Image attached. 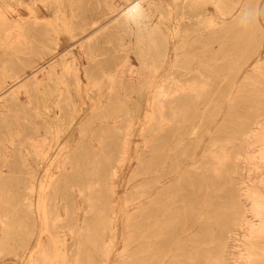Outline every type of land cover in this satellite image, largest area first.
<instances>
[{
  "label": "rangeland",
  "instance_id": "1",
  "mask_svg": "<svg viewBox=\"0 0 264 264\" xmlns=\"http://www.w3.org/2000/svg\"><path fill=\"white\" fill-rule=\"evenodd\" d=\"M113 2L119 9L112 10ZM238 10L239 6L233 13ZM216 11L214 0H0V63L17 59L10 54L13 47L9 49L8 46L22 40L28 27L32 50L17 54L20 60L36 61L34 71L40 84L29 92L20 88L17 99L10 98V91L16 90L28 79L26 74L32 73L33 69L25 67L22 81L8 80L0 89V171L5 176L3 197L7 200L5 211L0 207V245L11 244L0 253V264H35V257L41 250L44 251V264L72 263L81 236L71 231L72 221L51 218L62 212L65 203L70 210L76 209L77 214L83 211L88 202L86 192H74V196L70 180H79L71 177L72 173L77 175L84 171L102 183L100 195L106 198L102 206L114 213L112 229H103L105 224L101 226L107 245L106 263L101 262L103 253L100 252L94 264H137L138 260L139 264L210 261L208 256L216 243L211 238L227 225L230 193L239 185V177L251 183L253 180L264 188V168L258 179L255 173L247 176L244 170L223 173L226 176L221 177L208 172L207 180L201 185L197 175L201 169H193V162L201 157L205 148H217L221 142L232 141L230 133L241 125L245 130L247 117L253 112L248 100L239 96L245 91L237 90L245 72L258 66V78L264 82V0L258 1L250 20L249 33L253 35L250 43L243 42L237 47L233 44V33H223L224 47L234 52L224 72L198 70L212 68L201 65L209 57L204 56L202 48H195L201 44L202 37L211 36L213 29L206 30L203 25L213 16L215 18ZM246 33L243 31V40ZM210 47L216 51L221 45L215 41ZM162 51L165 56L160 54ZM176 52H180V65L174 64ZM97 63L116 67V75L131 85L140 83L141 87L128 90L116 112L82 129L81 124L89 113L107 102L110 95L109 82L102 74L90 85L84 73L85 68ZM205 77L217 86L214 100L209 104H197L188 112L185 121L164 123L157 128L161 113L153 100L156 88L165 85L168 93H174L178 86L192 92L194 87L202 85ZM105 124L128 126L126 152L113 140L103 156L90 153L93 147H101L96 134ZM262 127L252 139L256 141L254 145L260 150L258 156L261 158L264 156V125ZM153 129L162 132L158 140L146 137ZM212 135L216 136L217 144L210 146ZM146 138L151 140L149 153L142 154ZM237 141L239 139L233 142ZM86 143H90L86 145L89 155H79L74 162L75 169L64 171L58 167L69 150ZM92 157L96 159L90 160ZM30 172L34 174L35 187L28 191ZM57 178L67 185L49 187L48 184ZM112 182L117 201L110 199L106 192V185ZM243 186L246 188L244 183ZM142 188L148 190L145 195L128 200L130 193ZM55 192H59L58 197ZM245 192L242 207L247 208L248 221H256L252 241L263 248L264 205H255L258 208L248 211V206L254 203L247 201ZM159 193L163 196L155 201ZM44 195L49 197L47 201L42 200ZM254 211L261 214L252 217L256 214ZM5 212H8L7 218L3 216ZM127 221L131 231H127ZM7 229L13 232L4 240ZM237 233L239 246L232 254L228 253L231 255L229 264H235L234 261L264 264V255H261L264 250L259 252L261 257L256 256L250 262L247 252L240 250L245 238L240 227ZM131 234L132 239H129ZM144 237L152 240L153 247L159 245L160 250L138 258L136 253ZM126 242L128 245L124 246Z\"/></svg>",
  "mask_w": 264,
  "mask_h": 264
},
{
  "label": "bare ground",
  "instance_id": "2",
  "mask_svg": "<svg viewBox=\"0 0 264 264\" xmlns=\"http://www.w3.org/2000/svg\"><path fill=\"white\" fill-rule=\"evenodd\" d=\"M214 1H215V5H216V10H217L216 13L217 14L215 13L216 14L215 18L213 16L212 20H209V22H208L209 24L206 23L203 25V26H205L206 30H208L209 27H211V29H213L212 34H211V36H208V37H202L201 38L202 39L201 44L198 47H196V48L194 47V48L195 49L202 48V50L204 51L203 52L204 56L209 57V59L207 61L201 62V65H207L208 67L212 66V68H210V69H205L203 67H200L198 70L200 72H213L216 74H220V73L224 72L225 65H227V62L228 63L230 62L229 60L234 54L233 51L231 52L224 47V45L226 44V40L223 39V33L224 32L229 33V34L233 33V35L235 36V42L233 44L237 47L239 45H241L243 42L244 43H250L251 37L253 36L251 33H249V27L251 26L250 20L252 19L253 13L255 12V9L258 6L259 0H214ZM114 2L112 5L113 7H111L112 10L119 9V7L115 6ZM238 6H239L238 12L233 13L234 10ZM131 12H133V8H131ZM209 19H211V18H209ZM92 24H91V26L93 27ZM96 26H97V24H96ZM243 31L248 32V33H246L244 40L242 37ZM21 38H22V40L12 42L11 45L8 46L9 49L13 47V50H11L12 53H10V54L13 57L15 56L17 59L14 60L13 58H10L9 60L2 61L0 63V70L2 72V75L0 77V89L4 88L6 86V81H8V80L9 81L15 80L16 81L15 83H19L20 81H22V79L24 78V76L26 74L25 67H28L30 70H32V69L33 70H32V73L26 74L28 76V79H26L24 82H22L21 85L16 90L10 91L9 95H10L11 99H17L16 94L20 90V88L24 87L25 90L29 92V91H32L34 88L36 90L37 88H39L38 86L40 85V84H38V76L36 75V73L34 71L36 61L29 60V59H26V60L21 59L20 60V58H19L20 54H17V53L28 52V51L32 50L30 30L28 29V27L25 28L23 36H21ZM215 41L221 45V48L219 49L217 47L218 49L216 51L211 50V47H210L211 43L215 42ZM14 43H16L15 45H17L16 50H15V48H16L15 45H13ZM8 47H7V49H8ZM179 53L176 52V54H175V62H174L175 65L182 64V61L179 60L180 59ZM160 54L162 56H165L164 51L160 52ZM185 64H187V63H185ZM182 67L187 68V66H182ZM50 68L52 69V65L50 66ZM259 70H260L259 67L255 66L252 68L251 72H248V71H247L248 73L245 72L241 84L237 87V90H239L241 92H242V90L245 91L244 95L239 94V96L240 97L244 96L248 100L249 107L253 108L252 114H250V116L247 117L245 130L242 128V125H241L242 121H241L240 122L241 126L238 127L237 129L233 130L230 133L229 139H233L232 141L221 142L218 145L219 147H217V148H212V149L210 147L205 148L201 157L198 160L193 162V164H192L193 169H195V170L201 169V171L198 172V174H197L198 177L200 178L198 181L200 185L204 184L205 181L207 180L206 173H208V172L216 173L217 177L218 176L221 177L222 175L226 176V174H223V173H229V172L237 173V171L244 170L245 173L247 174V176L250 173H255L256 179L259 178L258 175H259V172L261 170H263L264 163H262V162L260 163L258 159L264 160V158H263L264 156L262 158H261V156H258V154H260V150L257 147H255V145H254L256 141L252 140L254 137H256L259 134V132H258L259 128L262 127V125H264V82H263V80L258 78L257 74H258ZM49 72H48V74H49ZM184 72H186V71H184ZM84 73L88 77L87 80L89 81L90 85H92L93 81H95L97 79L98 74H102L104 76V78L106 80H108V82H109L110 95L108 96L107 102H105L103 105L99 106L98 108L92 110L89 113L90 115L81 124L82 129L89 128L94 123L102 121L105 116H108V115L116 112L118 110V108L123 104L124 96H126L128 94L127 91L128 90L130 91L131 88H133V87L134 88L141 87L140 83L139 84L136 83V85H131L128 82L124 81V79H122V77L116 75V67H110V66L107 67V66H105V64L97 63V64L93 65L92 68H85ZM202 81H203L202 85H200L198 87L197 86L194 87V89H192L194 91H192V92H188V90H186L185 88L178 87V86L175 87L174 93H168L167 92V86H165V85H159L156 88V93L154 95L153 100H154L155 105H156L155 107L161 113L160 118L157 117V118H159L157 121L159 127L157 126V128H161L160 126H163L164 123L171 124L175 121L176 122L177 121H185L186 115L188 114V112L191 111V109H193L197 104H200V103L209 104L210 102H212L214 100L213 96L215 94V89H217L216 84L210 78H206V77L203 78ZM211 81L213 82V89H211V85H212ZM169 90H171V89L169 88ZM3 92H5V91H3ZM30 99H31V96H30ZM230 103L232 105V101ZM231 105L229 104V109H230ZM0 126H2V125H0ZM127 128H128V126L123 125V124H120V125L119 124H112V125L105 124L101 128V130H99V132H97V134H96V136L100 140L101 147L96 148V147H93V145H91L93 148L90 150V153L92 152L91 154H93L95 156H97L99 154H102V156H103L106 153L105 152L106 147L113 140L118 141L120 147L122 148V151L126 152L125 150H127V145H128L127 139H126V135L128 134L126 131ZM218 129H220V127ZM218 129H217V131H220ZM262 129H263V127H262ZM153 130H150L146 137H150V138H152V140L153 139L158 140V137H162V132L161 133L157 132L158 129L157 130L153 129ZM215 137H216L215 135L211 136L210 146L217 144ZM148 139L149 138H146V140L144 141V144L146 147H144L141 150L142 154L149 153V144L151 143V140H148ZM234 139H239V142L238 141L233 142ZM259 141H261V140H259ZM112 143H114V142H112ZM87 144H90V143L82 144L81 146H76L75 148L69 150L67 152V154L63 156V160L59 164L58 167L64 171H67V170L72 171L73 169H75L76 165H74V162H76V160L78 159V156L82 155L84 153H87L89 151V149L86 146ZM91 154H90V156H91ZM212 154H215L218 156L217 157L211 156ZM93 158L96 159L95 157H92L91 159L90 158L89 159L93 160ZM139 159H141V158H139ZM203 161H206V162H203ZM162 165H164L163 162H162ZM82 167H79V169ZM82 169H85V168L83 167ZM158 169H160V168L158 167ZM91 170H92V168H91ZM84 172L78 173L77 175H73V173L71 172L72 173L71 177L76 176L75 178H78L79 180H76V179L70 180L71 184H72V185L70 184V186L73 187V188L71 187L72 188L71 192L73 195H74V192H81V191L86 192V195L88 197L87 198L88 202L84 206L83 211L81 213L77 214L76 209L70 210V208L65 203L64 206L62 205V208L60 210L62 212L58 213L56 216H53L51 218L53 220L56 219L59 221H72V223L70 224L71 225V231L76 232V234H79L81 236L82 241L78 243V246H77L78 250H77L71 264H94L97 260V259H95V257L98 256V254L100 252L103 253L102 254L103 258L102 259L100 258L102 260L101 262L106 261V258H107V248L106 247H107V245H105V240H103V231H101L102 230L101 226H104L103 224H105L106 226L103 227V229L106 228V229L111 230L112 229L111 228L112 227L111 226V220L114 217V215H113L114 213L108 212V210L106 211L105 207L102 206V205H104L103 203H105V199H106L105 197L100 195L103 191L102 183L100 181L98 182V181L92 179L91 175H88L90 173L85 174ZM109 172H110V170H109ZM1 173H2V171H0V207H3V209L5 211L6 202H7L5 197H3V187H4L5 176L2 175ZM114 174H115V172H114ZM114 174L112 172L113 176H114ZM239 174H241V172H239ZM33 175H34L33 172H30V177H29V180L27 182L28 186L26 187V189L28 188V191L33 190L35 187V183L33 181ZM92 176H93V174H92ZM241 176H243V174H241ZM217 179H219V178H217ZM239 179H241L239 181V185L236 184L237 186L234 187V190H232L230 193L231 199L229 198L230 199L229 209L227 207L228 211L230 210L229 214L227 212V214L229 215V216H227L229 218L227 221V225L224 227V229L219 234H217L213 238H211L212 241L216 242V243L214 246L215 247L214 251L212 252L211 255L209 254V256H208V257H210V261L209 260L207 261L205 259L202 262L201 261L195 262V260H192V261H189L188 264H229L230 260H228V259L231 255L228 256V253L232 254L234 252L233 250L235 248H237V246H239L236 243L237 234L239 233V232L237 233L238 227L241 228V230L243 232L242 234H244L243 236L245 237L244 239H242V245L244 247L240 250H245L247 252L246 254L249 256L250 262H252L254 260V257L259 255V252H261V250H264V245H262L263 248H260V243L252 241V232H253V227H255L254 225H255L256 221L255 222L254 221H248L247 214H246L247 208L244 209L242 207V204H241V203H243L242 202L243 191L246 190L247 193L245 192V194L247 195V201H252L254 203L253 205L249 204L251 206H248L246 204L249 207L248 211H253L254 209L258 208V206L260 207V205H264V188L262 189V188H260V186H258V184H256V183L254 184L253 180L251 183V182H249L250 181L249 179L246 181H244V179L242 180V177H239ZM58 180H59L58 178L52 180L48 184V186L54 187L53 185L57 186V184L58 185L65 184L63 186L67 185L66 181H65L66 183H64V182H61L62 180L61 181H58ZM243 183L246 185V188L243 186ZM250 184H252V185H250ZM106 186H107L106 192H108L110 199L117 201L118 196H117V191L115 190V183L112 182V184H109ZM263 186H264V184H263ZM41 188H43V187H41ZM165 190H166V188H164L163 191H165ZM147 191L148 190H143V188L142 189H136L133 192V194H131V193H130L131 195L129 194L128 200L143 196L146 194ZM57 195L59 196V192H55V197H58ZM85 196H84V198H85ZM162 196H163V194L159 193L156 196L155 201H159L162 198ZM228 196H230V195H228ZM24 197H26V194L24 195ZM42 197H43V199H42L43 201L44 200L47 201L49 199V197H47L45 195ZM245 201H246V199H245ZM24 204H26L28 207L27 202H25ZM255 205H258V206H255ZM58 209H59V207H58ZM54 212H55V210H54ZM254 212H256V211H254ZM158 213H161V212H158ZM161 214H163V213H161ZM258 214H261V213L256 212V214H252V217L255 215H258ZM3 216L7 218L8 212H5ZM261 216H260V218H261ZM262 225L263 224L261 223V226ZM262 227H260V225H259V228H262ZM127 228H128L127 231L132 230L128 224V221H127ZM261 230L259 232H261ZM12 232L13 231L11 229H7L3 234L4 240H8V238L11 236ZM257 232H258V230H257ZM263 232H264V230H263ZM152 233H153V231H152ZM131 236H133V234H131L129 236V239ZM150 236H152V235H150ZM131 239H132V237H131ZM143 239H144L143 243L141 244V246L139 247V249L136 253L138 258H139V256H143L142 254L149 253L147 255H151L150 253L152 251H157V250L159 251L160 250L159 245L157 246V248L153 247L151 239H148L147 237H144ZM97 240H99V241L101 240L102 242L100 241L101 243H96ZM7 244L9 245L10 243L0 245V253L7 250L6 249L7 248L6 246H8ZM127 245L128 244L126 242V244L124 246H127ZM9 248H10V246H9ZM261 255H264V254H261ZM99 257H100V254H99ZM258 257H261V256H258ZM246 259H248V258H246ZM247 261H249V260H247ZM34 262H35V264H44V251H42V250L39 251V254L35 257ZM140 262L141 261L138 260L137 264H139ZM97 263H98V261H97ZM233 263L243 264L240 261L239 262L234 261ZM145 264H147V262ZM153 264H155V263H153ZM184 264H186V263H184Z\"/></svg>",
  "mask_w": 264,
  "mask_h": 264
}]
</instances>
